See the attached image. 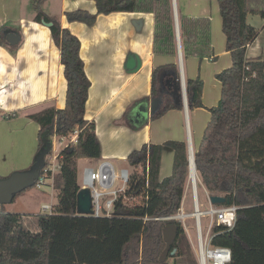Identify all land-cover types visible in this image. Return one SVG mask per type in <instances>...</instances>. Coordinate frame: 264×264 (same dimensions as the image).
<instances>
[{
    "label": "trees",
    "instance_id": "trees-1",
    "mask_svg": "<svg viewBox=\"0 0 264 264\" xmlns=\"http://www.w3.org/2000/svg\"><path fill=\"white\" fill-rule=\"evenodd\" d=\"M46 1L32 0V8L37 23H54L50 30L61 51L67 94L64 109L48 108L30 116L40 126L36 158L48 145L51 154L54 138H68L78 132V141L59 152L61 169L54 180L55 214L0 212V264H169L161 259L166 249L164 229L171 223L177 224L179 231L169 256L177 250L178 256L185 258L190 246L182 224L154 220L174 216L181 210L189 167L188 146L184 142L144 145L128 156V165L135 170L129 184L130 194L142 199L139 205L117 204L116 215L111 218L72 214L80 191L78 161L101 159L102 147L95 123L85 119L91 82L80 55L81 42L44 12ZM91 1L96 4L97 14L76 10L65 14L67 20L93 27L101 15L153 13L155 53L176 56L173 20L154 12L159 0ZM218 4L232 66L216 75L221 84V99L217 107L208 109L210 120L200 146L194 149V161L209 195L228 200L218 207H238L233 230L214 228L213 246L231 250L230 264H264V60L247 58L249 46L259 36V31L248 23V16L264 20V0H218ZM179 22L184 60L207 55L209 21L179 17ZM186 89L190 110L207 109L200 78L187 79ZM160 96H167V100L161 108H155L153 120L171 110L183 109L177 63L153 71L151 97L142 101L156 102ZM165 148L174 152L173 172L160 181ZM28 220H33V227L27 226ZM34 227L35 232L31 231ZM184 264L199 263L197 259L186 258Z\"/></svg>",
    "mask_w": 264,
    "mask_h": 264
},
{
    "label": "crops",
    "instance_id": "crops-1",
    "mask_svg": "<svg viewBox=\"0 0 264 264\" xmlns=\"http://www.w3.org/2000/svg\"><path fill=\"white\" fill-rule=\"evenodd\" d=\"M28 3L27 0H0V31L5 28L0 33V115L9 117L0 120V132L5 134L0 138V157L5 158L6 151L11 155L7 165L0 168L1 177H9L10 173L18 169L27 171L35 161L40 126L30 116L48 108L61 110L66 107L67 80L61 63V51L53 40L50 28L35 21L32 0L30 10ZM43 8L47 15L60 22L63 29L70 30L80 40V55L91 82L85 119L95 123L102 156L98 160H79L78 169L82 163L85 167H96L101 160L121 167V163L127 162L134 150L144 145L179 141L187 146L190 143L194 149L200 146L204 131L196 140L192 114L202 112L204 108L193 111L189 108L187 111L183 103L182 110H171L153 120L155 108H161L167 96L158 97L156 102L151 99L142 101L151 97L152 73L156 68L171 63L179 65L178 57L155 53L156 26L153 13L101 15L95 26L88 27L82 23L69 22L65 14L76 10L97 14L96 4L91 0H47ZM55 9L59 10L54 14ZM261 20L259 26L253 24L248 16L251 26L261 28L258 38L248 48L249 60H264V20ZM10 34L19 37L16 45L8 42ZM183 72L185 79L199 78L188 74L185 60ZM220 99L217 96L216 101L209 104L206 92H203L206 108L219 104ZM53 144L55 152L64 147V143L60 144L57 138H54ZM166 156L167 159L172 158L171 170L164 166ZM173 162V150L165 148L160 181L172 175ZM203 188L209 196L204 185ZM25 192L21 196H27L29 191ZM40 192L42 197L49 196L52 203L56 197L57 204L55 189L46 186ZM186 200L188 198L184 194L181 207L184 212ZM44 205L47 204L43 203L39 208L41 212ZM193 211L192 199V210L185 213L191 215ZM41 212L27 210L15 213L40 215Z\"/></svg>",
    "mask_w": 264,
    "mask_h": 264
},
{
    "label": "rangeland",
    "instance_id": "rangeland-1",
    "mask_svg": "<svg viewBox=\"0 0 264 264\" xmlns=\"http://www.w3.org/2000/svg\"><path fill=\"white\" fill-rule=\"evenodd\" d=\"M160 2H156L154 5V12L160 17H171L174 22V10H173V0H159ZM29 10L31 9V0H27ZM177 6V13L178 17H189V18H196V19H205L209 21V40H210V52L207 55H197V56H190L185 59V69L188 74H194L195 78L199 77L204 83V91L206 92V100L207 103L212 104L216 101L217 96L221 97V88L219 82L216 80V75L223 72L224 70L228 69L232 65V58L231 55L226 52V39L223 34L222 30V20L220 16L219 4L218 0H175ZM45 12L46 9H43ZM59 9H55L53 12L54 14L58 12ZM54 16V15H52ZM249 19L253 24H257L260 26L262 20L260 16H252L249 15ZM257 31H261V28L257 29ZM175 32V31H174ZM176 35V34H175ZM176 37V36H175ZM175 47H176V57H178V46H177V38H175ZM163 46L160 43L159 49H162ZM201 51V49H200ZM210 58H216L215 61H211ZM184 60V57H183ZM187 79H185L186 83ZM217 105L209 106L208 108L217 107ZM207 109H203L202 112H198L193 115V130L195 131V139L197 140L200 137V133L202 130L204 131L208 125L210 120V115ZM193 111V110H192ZM202 128V129H201ZM4 133L0 132V138L4 137ZM4 141V139H1ZM6 151L5 158L0 157V168L7 165L9 162L11 155L7 154ZM12 154V153H11ZM8 155V156H7ZM9 160V161H8ZM121 167L116 165V169L119 171L120 169H129L131 173H134V169H132L127 162L121 163ZM168 166L171 170L172 168V158L166 159L164 161V166ZM85 168V164L82 163L79 165V170ZM24 171V170H23ZM22 169H18L10 173L12 175L15 172H23ZM141 170H138L140 172ZM8 175V176H10ZM1 177V176H0ZM7 178V177H1ZM79 184L82 182L81 177L79 176L78 179ZM27 196L23 193L18 195L15 200L11 204L0 205V212L5 213H15V212H26L27 210H31L33 212H41L40 206L43 203L51 204L52 199L49 196L42 197L40 190L36 189L35 187L27 190ZM26 193V192H25ZM57 194V192H55ZM184 194L188 198L186 200V204L184 205L185 212H189L192 210V190L190 188V184L188 183V178L185 184ZM197 196L199 203L201 205V210L205 211L208 210L210 207L209 196L206 195L203 186L200 184L197 189ZM26 197V198H24ZM45 201V202H43ZM54 204H56V197L53 198ZM138 201H131L130 205L136 204ZM42 214H45L43 211ZM47 214V213H46ZM194 211L191 213V216L186 221V227L182 224L185 232V236L188 239L190 251L189 254L183 258L179 257V251L175 250L171 253V255L167 257V262L169 264H184L185 259L188 258L190 260L197 259L196 255V218L192 216ZM33 220H28L27 226L33 227L32 224ZM202 227L204 232H206L208 227V220L206 218L202 219ZM31 231L35 232L36 227L31 228ZM188 252V249L185 250ZM198 261V259H197Z\"/></svg>",
    "mask_w": 264,
    "mask_h": 264
},
{
    "label": "built area",
    "instance_id": "built-area-1",
    "mask_svg": "<svg viewBox=\"0 0 264 264\" xmlns=\"http://www.w3.org/2000/svg\"><path fill=\"white\" fill-rule=\"evenodd\" d=\"M1 119H9L3 117ZM59 143H64V148H69L75 145L78 141V132L72 136L65 138H58ZM54 144L51 151L46 157V167L42 170L39 179L36 181L35 188L43 190L46 186H50L54 190L55 176L61 169L59 162V152L54 151ZM189 167H188V183L192 190V199L194 204V216L196 218V255L199 264H230L232 260V252L226 247H215L212 244L214 238V228L223 226L227 230H233L237 221L236 206H212L208 210H201V205L197 196V189L202 185V180L194 166V172L191 168V163L194 160L195 150L193 146H188ZM192 158V161H191ZM195 162V161H194ZM82 182L80 190L88 189L91 193L92 199V213L88 217L94 218H111L116 214L117 204L136 206L142 202L135 194H130L129 184L131 181L132 173L129 169H120L108 160H101L97 163L96 167H85L80 172ZM203 186V185H202ZM209 198V197H208ZM138 201V203L130 205L131 201ZM210 202V201H209ZM55 204L51 203L44 205L42 211L48 215L56 213ZM191 215L186 214L183 209L178 214L169 217L155 218L156 221H176L186 227V221ZM208 220V227L204 232L202 227V219Z\"/></svg>",
    "mask_w": 264,
    "mask_h": 264
},
{
    "label": "water",
    "instance_id": "water-1",
    "mask_svg": "<svg viewBox=\"0 0 264 264\" xmlns=\"http://www.w3.org/2000/svg\"><path fill=\"white\" fill-rule=\"evenodd\" d=\"M173 10H174V25H175V33L177 38V46H178V59H179V69H180V79H181V89L183 96V103L185 109L188 111V97H187V89L186 83L183 79V49L181 42V34H180V22L179 18L176 16V6L175 0H173ZM179 22V23H178ZM56 23V22H55ZM54 23L46 24L47 27L51 28ZM8 42L11 45H16L18 43L19 37L15 34L8 35ZM190 143H188V146ZM192 146V145H191ZM51 150V146L48 145L47 149L40 153L33 165L29 170L23 172H15L7 178L0 179V205L11 204L15 197L23 193L36 185V181L39 179L42 170L46 167V157L49 155ZM193 164L195 162L193 160ZM209 201L212 206H219L228 203V200L225 197L221 196H209ZM92 213V199L91 193L88 189H82L79 191L77 195V208L72 214H77L80 216H88ZM179 228L177 224L171 223L166 226L164 229V241L166 243V249L163 253L162 261H165L170 253V250L178 236Z\"/></svg>",
    "mask_w": 264,
    "mask_h": 264
},
{
    "label": "bare ground",
    "instance_id": "bare-ground-1",
    "mask_svg": "<svg viewBox=\"0 0 264 264\" xmlns=\"http://www.w3.org/2000/svg\"><path fill=\"white\" fill-rule=\"evenodd\" d=\"M175 6H176V2H175ZM176 16H177V18H179V17H178V13H177V6H176ZM178 23H179V22H178ZM183 79L185 80L184 75H183ZM190 145H191V144H190ZM191 161H192V158H191ZM191 168H192V171L194 172L193 162L191 163Z\"/></svg>",
    "mask_w": 264,
    "mask_h": 264
}]
</instances>
